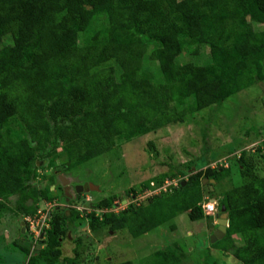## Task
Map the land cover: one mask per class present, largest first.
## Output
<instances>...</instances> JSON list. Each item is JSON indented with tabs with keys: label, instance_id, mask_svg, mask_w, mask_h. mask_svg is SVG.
<instances>
[{
	"label": "trees",
	"instance_id": "trees-1",
	"mask_svg": "<svg viewBox=\"0 0 264 264\" xmlns=\"http://www.w3.org/2000/svg\"><path fill=\"white\" fill-rule=\"evenodd\" d=\"M202 46L210 62L178 61L186 52L198 55ZM260 82L264 0H0V205L15 196V216L38 217L40 201L58 198L52 189L57 174L44 175L43 185L33 182L39 168L72 169L113 150L121 136L132 139L185 123ZM261 143L235 159L243 183L220 199L230 225L212 245L243 264H264ZM211 164L186 162L184 178L166 189L167 174L131 187L129 196L160 191L120 211L114 209L117 195L97 202L101 212L57 206L41 246L37 240L19 244L22 263L78 264L83 246L94 243L89 235L75 236L76 259L70 263L63 242L78 227L97 234L127 231L137 238L183 212L213 222L202 205L203 180L231 177L232 165ZM152 254L153 264H186L189 258L176 242ZM204 264L223 263L208 258Z\"/></svg>",
	"mask_w": 264,
	"mask_h": 264
},
{
	"label": "rangeland",
	"instance_id": "rangeland-1",
	"mask_svg": "<svg viewBox=\"0 0 264 264\" xmlns=\"http://www.w3.org/2000/svg\"><path fill=\"white\" fill-rule=\"evenodd\" d=\"M200 50L198 55L186 52L178 61H191L196 64L210 62L211 55L208 49L202 46ZM150 66L155 73L159 72L157 62L151 61ZM190 117L191 120L185 123L168 125L157 132H146L132 139L121 136L113 150L72 169L58 167L57 173H61L71 182L73 188L71 187L69 192L73 197L69 198L72 200H65L64 185H61L60 179L56 177V184L54 187L52 185V189H55L58 198L51 203L40 201V214L36 220L29 216H15L14 211H11L15 196H12L10 201H2L0 264H8L11 259L24 258V252L19 249V244L24 241H35L37 232L40 231L38 227L41 224L43 229L48 227L47 218L51 217L57 206L64 208L66 212L72 206L88 208V211L95 208L101 212L104 209L96 207L97 202L110 195H117L116 202L119 205L114 209L123 210L129 202L124 203L122 200L131 187L139 189L143 182L162 174L168 175L163 188L166 189L173 183L177 185L179 179L184 178L180 173L181 168H185V163L191 160L197 163L212 162L211 165L216 167L219 163H223L224 166L232 165L231 177L212 185L206 182L205 196H211L213 193L212 195L220 200L226 191L242 184L243 178L235 159L243 149L255 151L264 140L260 135L264 129V82L254 84L222 104ZM64 160L66 159L63 157L61 161ZM39 164L44 163L39 161ZM45 167L37 170L39 175L36 174L33 182H41L43 185L46 183L44 179L42 180L43 176H50L57 170L56 168L45 170ZM194 168L195 166L189 171H193ZM172 172L177 174L174 179L169 176ZM78 185H87L90 189L88 192L87 190L78 192L77 195L75 189ZM159 191L160 189L147 190L146 196L141 192L131 193L130 196H135L140 203L144 197ZM28 220L33 221V224H28ZM38 220L41 222L38 223ZM171 223L176 224L175 230L171 228ZM212 227H216L215 221L212 222L209 218L192 220L188 212L177 215L170 222L137 238L127 231L97 234L89 227H78L75 231L69 232L70 236L63 242V251L64 256L72 263L76 259V242L73 238L82 234L89 235L94 243L83 246L85 253L76 260L78 264H104L107 260L120 262L128 259H132L135 264H142V259L143 264H153L157 261L152 254L153 251L165 248L173 242L187 250L189 258L186 264H204L208 258L209 260L216 258L223 264H243L232 252L225 253L212 246L214 243L211 237L215 231ZM34 243L41 245L42 242Z\"/></svg>",
	"mask_w": 264,
	"mask_h": 264
},
{
	"label": "water",
	"instance_id": "water-1",
	"mask_svg": "<svg viewBox=\"0 0 264 264\" xmlns=\"http://www.w3.org/2000/svg\"><path fill=\"white\" fill-rule=\"evenodd\" d=\"M60 178L62 180L63 185L67 186V191H68L70 188V185H69L70 180L63 175H60ZM207 181H209V179L204 178V184ZM211 182L215 183L216 180L211 179ZM185 184H186V181H183V185H185ZM81 191H83V187L78 185L77 186V192H81ZM68 195H69V193H68ZM123 202L124 203L127 202V199L125 198L123 200ZM221 211H222V213L218 215V219H217L218 227L215 229V231L211 237V240L213 243L218 241L219 239H221L226 234L228 227L230 225V218H229V212L227 211V207L225 205H222ZM41 237L42 238L40 239V243L43 242L42 239L44 237V232L42 233ZM38 246H40V245H38Z\"/></svg>",
	"mask_w": 264,
	"mask_h": 264
},
{
	"label": "clouds",
	"instance_id": "clouds-1",
	"mask_svg": "<svg viewBox=\"0 0 264 264\" xmlns=\"http://www.w3.org/2000/svg\"><path fill=\"white\" fill-rule=\"evenodd\" d=\"M223 164V163H222ZM213 167H216V166H213ZM195 170V169H194ZM206 178V177H205ZM209 179V178H208ZM209 181L211 182V179H209ZM61 182H62V180H61ZM212 183V182H211ZM216 183V182H215ZM206 184V183H205ZM173 185H175V183H173V184H171L170 186L172 187ZM55 185H53V187H54ZM82 192V191H81ZM209 200H211L212 202H215L216 203V211L214 212V213H207L206 212V210H205V203H207ZM202 205H203V208H204V211H205V213L207 214V215H211V216H213V218H214V221L216 222V227H218V223H217V219H218V215L219 214H221L222 213V211H221V209L219 208V206H220V200H218V198H216V197H211V196H204V200L202 201ZM216 227L214 228V230L216 229ZM45 229L47 228V227H44ZM45 229H43L42 228V232L41 233H43L44 232V237H45ZM42 236V235H41ZM40 236V238L37 240V239H35V240H37L38 242H40V239L42 238ZM44 237H43V239H44ZM42 239V240H43ZM215 243V242H214ZM38 246V245H37ZM41 246V245H40ZM24 264H26V263H24Z\"/></svg>",
	"mask_w": 264,
	"mask_h": 264
},
{
	"label": "flooded vegetation",
	"instance_id": "flooded-vegetation-1",
	"mask_svg": "<svg viewBox=\"0 0 264 264\" xmlns=\"http://www.w3.org/2000/svg\"><path fill=\"white\" fill-rule=\"evenodd\" d=\"M56 169H57V168H56ZM57 171H58V169H57L56 171H54V173L57 174V177L60 179V182H61V178H60L61 173H57ZM70 183H71V182H69V185H70ZM62 184H63V183L61 182V185H62ZM71 187H72V186L70 185L69 190H71V189L73 188V187H72V188H71ZM82 187H83V191H84V192H85V190H87L86 192H88L89 189H90V187H88L87 185L82 186ZM69 190L67 191V186L64 185L63 193H64V195H65L64 198H65L66 200L71 199V198H69V197L72 196V194L69 192ZM75 190H76V192H77V187H76ZM83 191H82V192H83ZM68 193H69V195H68ZM77 195H78V192H77ZM79 195H80V194H79ZM72 197H73V196H72ZM134 197H135V196H130V197H129V195L126 194V195L124 196V199L126 198L127 201L130 202V201H132L133 199H135ZM124 199H123V200H124ZM123 200H122V201H123ZM115 204H116V206L119 205V203H117V202H115ZM116 206H115V207H116ZM50 214H51V212H50ZM50 214H48V215H50ZM47 219L49 220L50 217H48ZM48 227H49V224H48ZM68 235H69V234H68ZM69 236H70V235H69Z\"/></svg>",
	"mask_w": 264,
	"mask_h": 264
},
{
	"label": "built area",
	"instance_id": "built-area-1",
	"mask_svg": "<svg viewBox=\"0 0 264 264\" xmlns=\"http://www.w3.org/2000/svg\"><path fill=\"white\" fill-rule=\"evenodd\" d=\"M144 194L146 196L147 191ZM205 210L207 213H214L216 211V203L209 200L207 203H205ZM29 217H31V216H29ZM32 218H33V220H36L37 217H32ZM40 222L41 221L38 220V223H40ZM27 223L33 224V221L28 220ZM38 230H40V231L37 232V235L35 237L37 240L40 238V232H42V224L38 227Z\"/></svg>",
	"mask_w": 264,
	"mask_h": 264
},
{
	"label": "crops",
	"instance_id": "crops-1",
	"mask_svg": "<svg viewBox=\"0 0 264 264\" xmlns=\"http://www.w3.org/2000/svg\"><path fill=\"white\" fill-rule=\"evenodd\" d=\"M8 264H22V261L18 259H11Z\"/></svg>",
	"mask_w": 264,
	"mask_h": 264
}]
</instances>
